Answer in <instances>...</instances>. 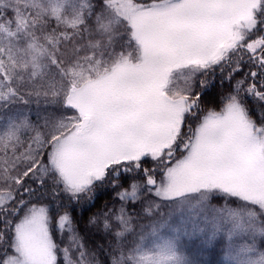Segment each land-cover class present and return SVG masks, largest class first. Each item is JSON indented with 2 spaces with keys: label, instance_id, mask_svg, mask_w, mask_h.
<instances>
[{
  "label": "snow or ice",
  "instance_id": "6c2138e0",
  "mask_svg": "<svg viewBox=\"0 0 264 264\" xmlns=\"http://www.w3.org/2000/svg\"><path fill=\"white\" fill-rule=\"evenodd\" d=\"M252 101L264 0H0V264H264Z\"/></svg>",
  "mask_w": 264,
  "mask_h": 264
},
{
  "label": "trees",
  "instance_id": "16d2710c",
  "mask_svg": "<svg viewBox=\"0 0 264 264\" xmlns=\"http://www.w3.org/2000/svg\"><path fill=\"white\" fill-rule=\"evenodd\" d=\"M217 76H219V74H217ZM233 83H234V81H233ZM227 88H228L227 81H225L224 87L221 88L220 87V80H218L216 77L215 87H210L207 89V91L209 93H211V95L206 96L204 98L205 107H216L218 110V101L220 99V96L227 94ZM41 103H43V102H41ZM250 107L253 109V114L257 118L262 113V111H264L261 109L258 102H256V101H252ZM146 166H150V165H146ZM96 195L99 197V199L96 201V208H91L90 211L87 210L88 209V203L85 201H82L80 205L76 206L77 217L83 216V219L81 221L82 224L88 219V217H90L93 213L96 212L97 208L101 207L106 201H108L110 199V196L104 191L103 188L97 189ZM90 241H91V243L96 244V245H99L101 243H104V244L107 243V241H102L99 236L94 235V234L90 235ZM104 258L105 257L103 255L100 256L101 260H104ZM60 259L62 260V257H60Z\"/></svg>",
  "mask_w": 264,
  "mask_h": 264
},
{
  "label": "rangeland",
  "instance_id": "374dc122",
  "mask_svg": "<svg viewBox=\"0 0 264 264\" xmlns=\"http://www.w3.org/2000/svg\"><path fill=\"white\" fill-rule=\"evenodd\" d=\"M217 79L220 80L219 76H217ZM24 110L30 111L33 115V118H35V113L37 111V104L33 102ZM58 239H59V236H58ZM196 258L198 260V264H228V262L224 260L222 254L220 253L219 245L208 248L207 250L203 252L202 255H198Z\"/></svg>",
  "mask_w": 264,
  "mask_h": 264
}]
</instances>
